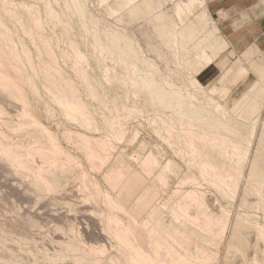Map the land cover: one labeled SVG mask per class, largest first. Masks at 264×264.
Returning <instances> with one entry per match:
<instances>
[{
    "label": "rangeland",
    "instance_id": "374dc122",
    "mask_svg": "<svg viewBox=\"0 0 264 264\" xmlns=\"http://www.w3.org/2000/svg\"><path fill=\"white\" fill-rule=\"evenodd\" d=\"M10 1L13 3L12 6L14 5L13 7L11 6L12 10L16 8L20 12L19 8L24 7V17L19 15L22 18V20H20L21 23L9 15L12 18L11 20L7 15L8 13L6 12H9V14L11 13V7L9 8L11 5ZM77 1L81 3L85 9L86 13L84 17L77 15L78 13L70 7L69 0H9L8 4L10 5H6L9 11L6 8L5 11H0V69L5 73L8 72V74L12 76V79L14 78L15 81L18 82L16 86L21 84L22 88L20 89V86V90H18H22L21 93L24 91L23 93L26 95L24 96L25 101L27 97L29 104V107H26L28 104H24L27 101L22 102L24 101L23 97L22 100L19 101L22 94L17 93L16 88L18 87L14 86L15 83H13L12 87L10 85L6 86L4 82H2V84L0 83V91H3L1 87L4 84L6 86L4 88L9 86L8 89L10 88L11 92L15 90L17 93L14 98L11 95L13 92L9 94L10 91L8 89H6V93L10 96L7 97L5 95L6 93L1 92L4 94L2 97L0 93V123L3 124L5 121L7 123L13 118L8 123H17L18 126L16 128V126L12 125L11 128L10 124L7 123L9 125L7 126L12 130L14 127L16 128L13 130L15 131L14 133L13 131L8 133L10 129L5 126L6 123L3 126L0 124V131L5 132L4 134L7 135H5L6 141L3 142L2 138L0 139L2 146L9 143L11 139L10 143L12 144L21 142L20 145H24L23 147L27 149L30 148H28V146L33 145L35 150L38 146L43 147L44 142L49 144L52 141L51 143L53 145H46L45 143L46 146H44L46 148L43 147L42 150L38 148L40 153L36 148L38 154L44 157L42 155L45 153L41 151L45 149L48 151L52 147L53 149L61 148L60 151H62V155L59 154L60 156H57L65 160V162L67 160L66 164L64 162L65 169H62V166H64L63 163L61 164V169H56L58 167L57 163L55 164L57 167L54 165L55 168L52 162V165L49 164V167H46L48 166L47 164L39 167L45 162H42L44 160H41V157L38 158L36 151L32 152L34 158L30 156L29 150L32 151L33 147L28 150L29 153H26L27 156L25 155L26 158L28 156L33 158L30 159L28 157L30 162H28V158H24V152L22 151H25V149L23 148L22 150L21 148L19 150L22 152V157L19 156L20 161L21 158H24L22 162H24L23 164L28 162V167L27 164H25L26 166L22 165V162H19L21 165L17 166L18 163L15 162L19 161L16 160L19 159V157L13 159L11 156V160L15 161L13 163V161L7 160V158L9 159V157H7L9 154L7 147L4 146L5 148H3L4 150L6 149L7 155L5 151H1L0 149V264H95L97 262H100L97 264H116L117 262V264H122L121 262L124 261L122 258L125 256L123 255L122 257V252L118 250L121 245L119 246L118 243L120 241L116 240L118 239L116 237L118 234L117 231L115 233L114 229H116V227L113 225L114 223L110 221L109 214L110 216L116 215L122 218L124 216L122 214L125 213V210L128 211V209H132L137 212L146 211L148 207L156 201L162 208V216H164V218L161 217L167 220V205L171 200L174 201L178 198L179 201L191 205L192 209L196 208V204L193 200L182 196L183 194L180 195V192L187 190L197 191L212 204L210 208H213V212L211 209L209 210V208L206 209L207 212L210 211V213L212 212L219 216L221 213L220 210L227 211L229 219L236 215H240L244 220H249L255 225L257 224L258 226L260 225V227H264V211L259 204L257 205V201L253 194L243 197L241 184L239 188L232 193L229 188L220 182L216 175L207 174L201 170L199 167L201 166L199 156L191 154L184 138L185 132L191 131L189 128L184 127L177 130L180 134V140L178 142L177 140L175 141L176 143L174 142L175 137L169 139L167 128L171 126V124L167 116L162 108L153 107L156 104L149 99L138 84L137 77L144 75L143 68L142 70H136L134 67H127L118 61V54L116 51L110 53L103 49L111 39L115 38L113 32L119 31L126 36L133 45L140 48L139 54L142 53V56L147 57L144 59L145 63H147V65L150 63L148 66L151 64L153 65L151 66L153 68H147L148 70H151L154 74L156 73L155 75L160 72L164 77L163 80L171 77L175 85H181L179 86L180 89L185 88L183 83L188 76L187 73H189V71L187 70L189 65L176 63L169 58L170 52L168 47L164 45L159 33L154 30V20L148 17V21L144 25V20L142 22L143 18H136V16L127 13L124 0ZM157 1L162 2V7L167 13H170L176 5L180 6V14L175 17L178 25H181L192 17V9H188L183 3L186 0ZM45 5L49 6L53 13L55 11L57 16L59 15V21V17H61L60 15L63 13L66 12L65 14L68 15L64 16L63 14L61 23L58 19H49V16L47 17L46 15L48 12L44 9ZM47 6L46 8L48 9L49 7ZM15 11L14 9V12ZM27 11L28 14L26 13ZM48 11H50V9H48ZM29 12H32L30 13L32 14L31 16ZM57 12H61L62 14H58ZM207 14L209 19L213 20L209 14L208 6ZM29 17L30 19L28 21L38 19V26L34 25L32 22V25L30 22L28 24L26 20ZM63 18L66 22H69H67L68 24L71 23L70 25H72V23L74 25L77 20L79 21L82 18L80 22L82 21L81 24H85L86 26L87 23L89 25L88 20H90V26L87 25L89 31H86V29H88L87 26L85 30L83 27L80 28L81 24L78 27L77 22V24L73 26L74 29L69 25V28L74 32L71 34L69 33L70 35L68 34L69 37L67 38V35L65 36L63 34L64 32H60L62 28H64H61L63 24L62 21H65ZM85 20H87V23ZM25 21L29 26L24 24ZM53 21H58L57 23H60L61 26L56 22L54 24ZM52 24L57 26H53ZM91 26L99 30L97 35L100 39V43L93 40L91 33H93V31L97 32V30H93L94 28L92 27V29ZM36 29H38L37 33H41L42 35H40L44 36L41 37L39 34L36 35ZM90 29L93 31L91 32ZM32 30L35 32H32ZM39 40L40 42L47 40L46 42L50 45L48 48L51 50H48L51 53L53 52L52 58L53 61L55 60L53 63L54 69L43 71L46 61L48 60V55L45 54L47 50H44L46 48H43L41 43L39 46ZM80 42L81 45L79 44ZM40 47L41 49L43 48V50H41ZM76 51L78 52V57H76ZM249 52H253V56L250 57ZM25 53L30 54L31 62L27 61ZM236 57H240L241 65L245 66V68L247 67L248 75L245 81L240 83L229 96L227 101V105L229 106L232 105V102L239 98L251 83L255 81L256 75L253 72V65H255L254 62L261 61L262 57H264V53H261L257 48H250L241 55H235L229 48V50L222 54L219 60L217 59L209 64L201 75L197 77V80L205 91L211 95H215L214 88H216L218 82L226 83L230 76L235 73L238 66ZM168 59L171 62H169ZM39 67L40 69H38ZM2 70L1 72L4 73ZM53 70L61 72V74L59 72V76L57 77L61 76V80L66 79L71 84L75 92H73L74 97L79 99L80 103L83 104L86 114L88 115L85 126L83 122L77 121L74 118H69L66 113V108L62 105H58L55 100L49 97L47 86L44 85V78L46 77L45 73L49 75ZM125 70L132 71L133 75L128 78L123 77ZM178 72L181 73V75H179L180 80H177L175 76ZM57 77H53L54 81H52V83L54 82L53 84L55 85L59 84V82L61 84L60 78ZM156 79L157 81H161V79L157 77ZM1 81H3V79H0V82ZM18 94L21 95L19 96ZM4 96H6V98ZM220 96L221 93L218 95L216 94L215 97L219 98ZM23 106L25 107L23 108ZM22 110L25 111L26 114L31 112V114H29L30 116L27 115L28 118L32 115L36 116H32L35 120L41 118L40 120L42 123H40L39 119L37 121L34 119L27 120V117H25L26 114ZM6 112L8 115H6ZM19 112L25 114L23 118H26L28 121L26 124L25 121L23 122L20 120L21 118H18L22 117L20 116L22 114ZM14 115L19 116L15 118ZM262 115L264 121V110ZM239 119L247 121L243 116H240ZM30 120L31 125L34 124V121H39L38 124H44L45 128H49H46V132L48 133L46 137H48L43 141L40 140L43 134H40V136L39 132L42 131V133L45 134L46 132H43L45 128L43 125H41L42 127L39 125L43 129L38 130L39 126L36 123L38 127L32 126V128L30 124L27 125ZM18 122L20 125H18ZM165 122L167 123L166 126ZM4 128L9 130L6 131ZM119 128L123 130L122 134H120L121 131ZM22 129L25 131H22ZM37 130L38 135L36 137ZM34 131H36V134L32 135ZM24 133L29 134V136L31 134L34 138L31 136L29 138L27 135L25 137ZM49 135L51 137H49ZM38 136H40L38 141L43 144L42 146L39 143L38 146H34V144L38 142H36ZM20 137H24L25 139H20ZM28 138L33 141L35 139L34 142L36 143L32 144L33 141L30 142ZM50 139L51 141L49 142ZM54 144L57 146L55 147ZM14 145L16 146V144ZM11 146L13 145L8 147L10 148ZM15 146L9 150L12 151L14 148H16L14 150H18L17 146ZM97 146L109 147L105 152V156L103 155L99 160L93 157V152H95ZM253 148L254 145L249 147V152H251ZM3 152H5V154ZM13 152L12 154H14V156L16 152V156L20 155L18 151L15 153ZM148 153H152L157 159L158 164L154 171L144 168L141 165L142 161L148 156ZM45 158L48 160L47 157ZM60 158L57 161L61 160ZM31 160H33V162H31ZM39 160L42 162L41 164ZM30 163L33 168L34 165L35 167L38 166L36 168L41 170L38 171L40 174L42 172L46 173V170L50 168L51 165L52 169L55 168L56 172L60 173L61 176L59 177L61 180L60 178H56L60 181H56L58 182L57 184L54 183L55 187H51L50 185L53 184V182L51 183L48 181L51 183L49 185L50 189L45 175V185L47 184L48 186L46 187L43 185L44 180L41 179L43 173L40 179L38 176L34 177L39 173H37V169L35 168L36 170L33 169L32 174ZM59 163H61V161H59ZM167 163L168 167L163 168ZM125 165L131 169V173L120 187L114 191V189H111L109 181H107V175L109 176V173L113 170L124 167ZM13 166L16 168L14 169ZM29 167L31 169H29ZM42 167L46 169L45 172ZM47 171H49V169ZM158 173L161 175L160 181L155 180V174ZM184 176H186L185 180ZM37 178L43 180L42 182L40 181L41 184L38 183ZM35 179L37 181L36 184L41 185V187L43 186V190L44 186L46 187V191H43L40 186H36L34 183ZM245 179L246 177L244 181ZM243 184L246 185L245 182H243ZM31 185L34 186L32 187ZM35 187L40 188L36 189ZM109 199L113 202H115V200L119 202L120 207L117 209L112 207L111 204L108 203ZM105 201L107 202L105 203ZM250 203L252 205H250ZM200 219L202 221L203 217ZM204 220L205 219H203V221ZM221 222L223 223L224 219H218L217 216L211 218V231L214 244V246H211L212 249H210L213 255L211 260H214L212 262L214 264H222L221 260L223 261L226 257L229 258L228 260L230 261L228 264H262L255 261L249 252L247 255H243L227 249L226 239L230 231L228 228L231 225L229 221V227L227 226L228 228L224 232H221ZM252 239H254V237H251V240ZM117 241L118 243H116ZM120 249L122 251V248ZM116 255L120 257V261L116 262V260H119L118 258L116 259ZM113 261L115 262L113 263ZM123 263H125V261Z\"/></svg>",
    "mask_w": 264,
    "mask_h": 264
},
{
    "label": "bare ground",
    "instance_id": "6f19581e",
    "mask_svg": "<svg viewBox=\"0 0 264 264\" xmlns=\"http://www.w3.org/2000/svg\"><path fill=\"white\" fill-rule=\"evenodd\" d=\"M6 1L7 0H0V11H2V10L5 11V8L8 5H10V4H8L9 0L7 2ZM69 1H70L69 2L70 7L78 13L77 15L84 17L86 12H85L84 7L81 5V3H78L77 0H69ZM124 3H125V6L127 7V9H126L127 13H129L130 15L136 16V18H143L142 22L144 20V25L147 23L148 17H150L151 20H154V23H153L154 30L159 33V36L162 39L164 45H166L168 47L169 52H170L169 58L172 61H175L176 63H182L183 65H189L188 70H187V71H189V73H187L188 76L185 78L186 80L183 83L185 88L180 89L179 86H181V85L180 84L178 86L175 85L173 82V79L171 77L163 80L164 77L160 72L157 73V75H155L156 73L154 74L151 70H148L147 68H153V67H151L153 65L151 64L150 66H148L150 63L147 65V63H145V60H144L147 57L142 56L141 55L142 53L139 54L140 48L133 45L131 43V41H129V39H127V37L124 36L119 31L113 32L115 38L111 39L103 47V49L107 50L110 53H113L114 51H116V53L118 54V56H117L118 61L127 67H134V68H136V70H142V68H143L144 75L137 77L138 84L142 88L143 92L149 97V99L154 104H156L153 107L154 108L155 107L162 108L165 115L167 116V118L171 124V126H168V128H167V134H168L169 139L175 137L174 142L176 140L178 142L180 140L179 139L180 134H179V132H177V130L179 128H184V127L189 128L191 131L185 132L184 138L188 144L187 147L190 149L191 154L192 155L196 154L199 156V158L201 160V166H199V167L201 168V170L207 174L216 175L218 177V179L220 180V182L224 186L229 188V190L232 193L235 192L241 184L242 185V187H241L242 191L241 190L240 191L243 193L242 196L244 197L246 195L253 194L255 196L254 198L257 201V205L259 204L261 206L262 210L264 211V193H263L264 192V121L262 119V116H263L262 113L264 110V104H263L264 103V70L260 74L256 75L255 81L253 83H251V85L247 88V90H245V92H243L240 95L239 98H237L236 100H234V102H232V105L229 106V105H227V101L229 99V96L231 95L233 90L237 86H239L240 83L245 81V79L248 75V71H247L248 69H246L247 67L245 68V66L241 65L240 60L238 58H236L238 66H237L235 73L230 76L229 80L226 83L218 82V85L216 86V88H214L215 95H211L210 93L205 91V89L202 87L200 82L197 80V77L199 75H201V73L207 68V66L209 64L216 61L217 59L219 60V58L222 56V54H224L227 50H229L228 42L220 34L219 29L216 26V24L214 23V21L209 19V16L207 14V7L205 4V0H186L185 2H183L184 5L188 9H190V10L192 9V17L190 19H188L186 22L182 23L181 25H178L176 20H175V17L179 16V14H180V6L179 5H176L170 13H167L164 11V9L162 7L163 6L162 2L157 1V0H124ZM12 4L13 3L11 2V5L9 6V8L12 6ZM47 5H45V8H44V9H46L45 11L48 12V14H46L47 17L49 16L48 18L49 19L52 18V20H53V18H54V20L58 19L59 15L57 16V14H55L56 13L55 11L53 13V11H51V8ZM46 6L49 7L48 9H50V11H48ZM12 7L10 8V10H11L10 14H9V12H6V13H8L7 15L12 16L15 20L20 22V20H22V18L20 16L25 15L24 14L25 13L24 7L23 8L17 7L20 9V12L16 8H14L16 10L14 12V9L12 10ZM9 8H6V9L8 10ZM21 9H22V11H21ZM26 10H27V8H26ZM32 12H29V14ZM26 13L28 14V11ZM59 13H61V12H59ZM65 13H63L64 16L66 15ZM63 14L60 16L62 17ZM31 15L32 14H30V16ZM33 15H35V14H33ZM61 17H59L60 21L58 19V21L60 23L62 20ZM32 18H33V16H32ZM29 19H30V17L26 21H28ZM11 20H12V18H11ZM52 20H49V21H52ZM80 20H82V18ZM80 20L79 21L77 20V22H78L77 26L78 27L82 22V21L80 22ZM26 21L24 24H27ZM85 21L87 23V20H85ZM88 21H89V25H88V23H87V25L90 26L91 21L90 20H88ZM29 22H30V24L32 22L34 25H37V23L39 21H38V19H33L32 21H28V24H29ZM55 22L53 21L54 24H55ZM62 22H63L62 26L60 23H57V24H60L61 28L64 27V28H62L63 31L60 28V30H61L60 32H62V33L64 32L63 34L65 36L67 35V38H68L69 37L68 34L69 33L71 34L72 32H74V31H72V29H74L73 26H75V24H77V22H75L74 25H73V23H72V25H70L71 23L68 24L69 22L67 21L68 22L67 23L66 20L62 21ZM64 22H66V23H64ZM0 25H1V18H0ZM69 25L72 26L71 27L72 29L69 28ZM53 26H57V25H53ZM80 26H81L80 28L83 27L84 30L86 29L85 24L84 25L81 24ZM88 26H87L88 29H86V31L87 30L89 31ZM78 27H77V29H78ZM92 27L93 26H91V28ZM36 28H38V27H36ZM33 29H34V27H33ZM69 29H71V30H69ZM92 29H90L91 32L93 30H95V31L97 30L96 28H94L93 30ZM37 30L38 29H36V35L39 34V33H37L38 32ZM108 30H110V29H108ZM33 31L34 30H32V32ZM69 31H71V32H69ZM98 31L99 30H97V32L93 31V33H91V34H92L93 40L100 43V39L97 35ZM76 32H77V30H76ZM80 33H81V31H80ZM36 35H34V36H36ZM43 36H41V37H43ZM40 39H43V38H40ZM45 39H46V37H45ZM46 41L47 40L40 42V40H39V46L41 43L43 48H46L44 50L45 51L47 50L46 51L47 53L45 52V54L48 55V60L46 61V64L43 68L44 69L43 71H49L50 69H54L53 63L55 61V60L53 61V58H52L53 52L52 53L49 52V50H51L48 48L50 45H48V43ZM81 42L79 43L80 45H81ZM43 48L41 49V47H40L41 50H43ZM75 53H76V57H78V52L76 51ZM141 56H142V58H141ZM37 57H40V56H37ZM25 58L27 59V61L31 62L29 53H25ZM41 59H43V58H41ZM169 62H171V61L169 60ZM142 66H144V67H142ZM38 69H40V67ZM1 70L2 69H0V72H1ZM38 72H39V70H38ZM59 72L60 71L53 70V72H51L49 75L45 73L46 77L44 78L45 79L44 85L47 86V87L46 86L45 87L49 91L48 92L50 95L49 97L52 98L53 100H55L58 105H62L66 108V113H67V116H69V118H74L77 121L83 122V124L85 126L86 125L85 121L88 119V115L86 114L84 106H83V104L80 103L79 99L74 97V95H73L74 89L72 88L71 84L66 79L61 80V76L57 77V76H59ZM4 73H2V72L0 73V79L1 80L3 79V81L0 82L1 84H2V82H4L6 86L10 85L11 87H12L13 83H15L14 86H16V84H18V82L15 81L14 78L12 79V76L10 74H8V72L5 74ZM60 74H61V72H60ZM132 75H133L132 71L125 70L123 77L128 78V77H131ZM179 75H181L180 72L175 74V76L177 77V80H180ZM54 76H56L57 78H60L59 80H61V84H60V82H59V84H56V85L53 84L54 82L52 83V81H54V78H53ZM155 76L157 78L161 79V81H157ZM3 85L1 87L3 89V91H0V93L1 92L6 93L7 92L6 89H8V87H9L8 86L7 88H4L6 86L5 85L3 86ZM20 86H21V84L19 86L18 85L16 86V87H18V88H16L17 93H21V91H22V90L19 91L22 88V86L21 87ZM19 87H20V89H19ZM8 90L10 91V88ZM45 91H46V89H45ZM12 92L10 91L9 94H11ZM14 92H15V90H14ZM14 92H13L14 95L11 94L13 98L15 97V95H17V93L15 92L16 93L15 94ZM23 92L21 93L22 96H20L21 94H18L21 97V99H19V101L22 100V97H23L24 101H22V102L27 101L26 103H24L26 105V104H28V100L26 97V101H25L24 96H26V95H24L25 93H23ZM3 93H1L2 97L4 95ZM48 93H47V95H48ZM219 93H221V96L219 98L215 97L216 94L218 95ZM9 94L6 93L5 95L8 97V96H10ZM6 96H4V97L6 98ZM20 97H17V98H20ZM76 99L79 101H77ZM24 107L25 106H23V108ZM26 107H29V104L26 105ZM23 112L26 114L25 111H23ZM20 114H22V115H20L22 117H18L19 115L18 116L14 115V116H15V118H17V117L21 118L20 120H22L23 122L25 121V124H26V122H28L27 121L28 119H32V120L34 119L35 120V118H32L33 115L29 118L27 117V115L31 114V112H29V114H26V116L23 113H20ZM6 115H8V113ZM23 115L25 117H27V120H26V118L25 119L23 118L24 117ZM12 116H11V118H12ZM240 116H243L245 119H247V121L239 119ZM9 117H10V115H9ZM33 117H36V116L34 115ZM12 119H10V120H12ZM38 119L40 120L41 118H37V120ZM37 120H35V121H37ZM35 121H34V124L31 125V120H30V122L27 123V125L30 124L31 127L36 126V128H37L40 125V123H42L41 120H40L39 124H38L39 121L38 122H35ZM5 123H6V121L3 124L2 123H0V124H2V126H3V125H5ZM7 123L5 126L7 128H9L8 124H10V123H8V124ZM32 123H33V121H32ZM35 123L38 124V126ZM14 124H16V125H14ZM12 125L16 126V128L18 127L17 123L11 122L10 127ZM18 125H20L19 122H18ZM41 125H43V127H44V124H41ZM166 125H167V123L165 122V126ZM40 126H39L38 130L43 129V128H41L42 126L41 127ZM31 127H30V129H31ZM5 128H4V130L7 129V128L6 129ZM11 128H9L10 130L8 129L9 131L8 130H6V131H8V133H11V131H13L15 127L13 128V130ZM28 128H29V126H28ZM46 128L44 129L43 132H46ZM120 128H122V127H120ZM120 128H119V130L121 131L120 134H122L123 130H121ZM47 129H49V128H47ZM23 130L24 129H22V131ZM38 130H37V134L35 133L36 131H34L33 134L31 132L30 133L32 135L36 134V137H37ZM2 132L3 131H0V135H1L0 139L2 138V141L4 142L7 140L6 139L7 135L4 134L5 132H3V134H4V136H3ZM14 132L15 131H13V133ZM40 132H39V135L43 134V136H45V137L42 136V138H43L42 139L40 137L41 135L38 136L36 142L38 141L39 137H40V140H42V141L48 137V136L46 137V135H48L47 132H46L47 134L42 133V131H40ZM21 133H23V132H21ZM27 133H29V132H27ZM117 133H118V131H117ZM24 134L23 135L25 137H26V135L29 136V134H26V133H24ZM31 134H30V136H31ZM19 135H21V134H19ZM2 136L5 138H3ZM30 136H29V138H30ZM31 137L34 138V136H31ZM49 137H51V136L49 135ZM22 138L25 139L24 137H22ZM22 138L20 137V139H22ZM29 138H28V140H29ZM51 139L49 140V142L51 141ZM10 140H9V143H10ZM29 141L32 142L33 140H29ZM34 141H35V139H34ZM34 141L32 144L36 143ZM51 142L49 144H47V142H44V145H45V143H46V145H53ZM9 143H7L8 144L7 145L5 142V144L7 146L4 145L5 147H7V151L10 154V155L9 154L7 155V151H6V149L5 150L3 149L5 147L2 146V142L0 141V144L2 146V148L0 146V149H1V151L6 152L7 157H9V159L7 158V160H9V161L12 159L11 156L13 157V159H16L22 155V152H24V154H23L24 156L25 155L27 156L26 153H29L28 150L32 149L31 147H33V145H31V146H28V148L29 147L30 148L27 149V148L23 147L24 145L23 146L20 145L21 142L20 143L18 142V143H14V144H16L18 150H14V149H16V148H14L11 151L9 149H11L15 145L12 143H10V144ZM38 143L41 146L43 145L42 143H40V141H38L37 144H34V146L35 145L38 146L39 145ZM29 144H31V143H29ZM10 145H13V146H11L9 148L8 146H10ZM44 145H43V147L46 148L45 147L46 145L45 146ZM253 145H254V148L251 150V152H249V147H252ZM54 146L56 147L57 145L54 144ZM245 146H247V147H245ZM18 147H20V148H18ZM43 147H40V146L36 147L37 151H39L38 148L40 150H42ZM181 147H182V145H181ZM21 148H22V150L24 148L25 151L24 150L22 152L19 151ZM36 148L34 150V147H33L32 151L29 150L30 156L33 157L32 152L36 151ZM108 148L109 147H107V146H105V147L97 146L95 148V152H93V157L96 160L101 159V157L103 155L105 156V152L108 150ZM60 149H57V148L53 149V147L50 148V150H48V151H47V149H45L46 150V151L44 150L45 152L41 151V152L45 153L44 155H42L44 157H41L37 151H36L37 153L34 152V153L38 154L37 155L38 158L41 157L40 159L44 160L42 162H45V163L41 164L42 162L39 160V163L41 164L39 167L43 166L44 164H47L48 166H46V167H49V164L52 165V163H54L53 164V166H54L57 163L58 167L56 165L55 166L57 168L55 166L54 167L56 169H61L60 168L62 166L61 164L63 163V165H64L65 160H62L59 157L60 155H62L61 154L62 151H60ZM16 151H18V154H20V155L16 156V154H17ZM5 152H3V153L5 154ZM12 152L13 153L16 152V154H15L16 157L14 156V154H12ZM39 153H40V151H39ZM57 155H59V156H57ZM26 156L24 158H26ZM30 156H28L30 159L34 158V157L31 158ZM45 157H47V159L49 161L46 160ZM24 158H21V161H20V157H19V159H16L19 161L15 162V161L11 160V162L13 161V163L14 162L18 163L17 166L21 165V164L25 165L28 162H30V159L28 158L29 161L25 160L28 162H25V164H23L24 162H22V159H24ZM43 158H45V159H43ZM59 158L61 159V160H59V161H61V163H59V161H57ZM141 160H143V159H141ZM2 161H4V160H2ZM46 161H48V162H46ZM19 162H22V163L19 164ZM31 162H33V160H31ZM66 163H67V160H66L65 164ZM30 164H29V166H30ZM58 164H60V165H58ZM157 164H158L157 159L152 153L151 154L148 153V156L141 163V165L144 168H148L152 171L155 170ZM51 165H50V168H48L49 171H47L48 169L46 170L42 167L44 169V172L46 170V173L48 174L47 175L46 173L42 172L43 176L41 175L42 173L40 174L38 172L40 170V169L38 170V168H36L38 166L35 167V165H34V168H33L32 164H31L30 167H32V174H33V169H35V168L37 169V173H39L40 175L34 174L35 176L34 175L33 176L34 177L38 176L39 179L42 176L41 179L44 180V182H43L44 184L42 183L43 185H45V183H46L45 181L47 180L48 186L53 182V184H51L50 186L55 187L54 183L57 184L58 182H56V181L61 180V178L59 177L61 175H60V173L56 172L55 168L52 169ZM27 167H28V164H27ZM30 167H29V169H31ZM167 167H168V163L165 164V167H163V168H167ZM15 168L16 167H14V169ZM65 168H66L65 165L62 166V169H65ZM27 171H28V169H27ZM57 171L60 172L59 170H57ZM29 172H30V170H29ZM34 172H36V171H34ZM17 173H18V171H17ZM130 173H131V169L126 165L124 167L119 168V169L113 170L111 173H109V176L107 175V177H108L107 181H109V183H110L109 185L111 186V189H114V191H115V189L117 190L120 187V185L124 182V180L130 175ZM32 174H30V175H32ZM44 176H45L46 180L44 179ZM245 177H246V179L244 181ZM38 178H37L38 183H40V181L41 182L43 181V180H39ZM56 178L57 179L60 178V180H57ZM185 179H186V176H184V180ZM242 179H243V181H242ZM155 180H158V181L161 180L160 173L155 174ZM37 181L35 179L34 183L36 184ZM48 181L51 183H49ZM243 182H245L246 185H244ZM47 184L45 185L46 187H48ZM31 186L33 187L34 185H31ZM36 186L41 187V185H38V184H36ZM45 186H44V190L42 189L43 186L41 187V189L43 191H46ZM50 186H49V188H50ZM40 187H37V188H40ZM47 190H48V188H47ZM28 191H31V190H28ZM43 193H42V195H43ZM180 193H181L180 195L183 194L182 196L188 197L191 200H193L194 203L196 204V208L192 209L191 205H189L187 203H183L182 201H179L178 198H177V200H174V201L168 200L170 203H168V205H167L168 210L166 209L168 211L167 212L168 213L167 214L168 219L166 218L167 220L163 219L164 216H162L163 215L162 208L156 203V201L153 202L148 207V209L146 211H138L137 212V211H134L132 209L131 210L128 209V211L125 210L124 211L125 213L122 214V215H124L122 218H120L116 215L110 216V214H109V217L111 219L110 221L113 222L114 223L113 225H115V227H116V229H114L115 233L117 231V234H118L116 236L118 239H116V240L120 241L119 242L120 244L118 243V241L116 243H118L119 246L121 245L120 248H122V251L120 248L118 250L120 252H122L121 253L122 257H123V255L125 256L122 258V260H124L125 263H123L124 261H122L121 262L122 264H214L212 262L214 260H211V258H213V255H212V251L210 250V249H212L211 246L212 245L214 246L212 231H211V225H212L211 218L213 216H217L218 219H224V222L223 223L221 222V224H220L221 232H224L229 227L228 223L230 221V225H231L230 227L231 228L230 227L228 228V229H230V231H229V234L227 235L228 238L226 239L227 240V249L234 251V253L236 252L237 254H243V255L244 254L247 255V253L249 252V254L252 256V258H254L255 261L264 264V227H260V225L258 226L257 224L255 225L249 220H244L240 215H236L233 218L231 217L229 219V214L227 211L220 210L221 213L219 216H218V214L216 215V214L212 213L213 208H210L212 204H210V202L204 196H202L200 193H198L197 191L187 190V191L180 192ZM37 196H38V194H37ZM250 198H253V197H250ZM111 199H112V197H111ZM111 199H109L108 203H110L111 206L116 208V209L119 208L120 207L119 202H116L115 199H113V200H115V202H113ZM106 202L107 201H105V203ZM246 202H247V200H246ZM251 203H250V205H252ZM207 208H209V210L211 209L212 212L211 213H210V211L207 212L206 211ZM200 216L203 217V219H205V220L203 221V219H202V221H201ZM20 220H21V218H20ZM36 225H34V226H36ZM257 226L260 228H258ZM19 234H21V233H19ZM251 237L252 238L254 237V239L251 240ZM210 251H211V253H210ZM229 257H230V255H229ZM256 257H257V259H256ZM117 258L119 259L120 257L117 256L116 259ZM81 259H83V258H81ZM192 259H194V260H192ZM228 259L229 258L225 257L223 259V261L221 260L222 264H228V262H230ZM117 261H120V259L116 260V262ZM96 262H97V260H96ZM114 262L115 261H113V263ZM97 263H100V262H97ZM97 263H95V264H97Z\"/></svg>",
    "mask_w": 264,
    "mask_h": 264
},
{
    "label": "crops",
    "instance_id": "0c3cea01",
    "mask_svg": "<svg viewBox=\"0 0 264 264\" xmlns=\"http://www.w3.org/2000/svg\"><path fill=\"white\" fill-rule=\"evenodd\" d=\"M264 0H205L220 34L235 55L250 48L264 53ZM253 56V52H249ZM240 60V57H236ZM255 75L264 70V57L254 62Z\"/></svg>",
    "mask_w": 264,
    "mask_h": 264
}]
</instances>
